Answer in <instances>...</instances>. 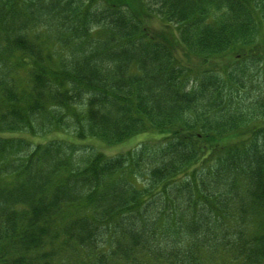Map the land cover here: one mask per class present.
<instances>
[{"label":"trees","instance_id":"16d2710c","mask_svg":"<svg viewBox=\"0 0 264 264\" xmlns=\"http://www.w3.org/2000/svg\"><path fill=\"white\" fill-rule=\"evenodd\" d=\"M263 61L264 0H0V264H264Z\"/></svg>","mask_w":264,"mask_h":264},{"label":"rangeland","instance_id":"374dc122","mask_svg":"<svg viewBox=\"0 0 264 264\" xmlns=\"http://www.w3.org/2000/svg\"><path fill=\"white\" fill-rule=\"evenodd\" d=\"M145 25L149 29H152L153 31H159V32L163 31L164 33H165V31H167V28L165 26H163L161 24V22L159 21V19H157L156 17L151 16V18H148L145 21ZM174 55L184 65L191 66L192 68H197L198 70L205 68V65L202 62H200V60L198 61V59H195V58L184 57L183 54L180 53V48H176V50L174 51ZM231 61H232L231 58L224 57V58H220V59H216V60H211L209 65L210 66L212 65L215 70L217 68V70L219 71L221 67L226 66L227 64L231 63ZM251 66H252V70H250V72H248L249 76L252 78V80H258L259 81L264 76V61H263V64L261 66H258L256 64H253ZM257 86L264 88V81H259L258 83L256 82V83H252L251 85H249L247 88V92H246V95H248L247 97H249V95L251 97L256 95L257 92H254V90ZM4 136L23 137L25 140H27V141L29 140L30 142H34V143L44 142L45 140H47V138H50V137L51 138L69 137L68 135H65V134L60 133V132H55V133H52V134H49V135H46L43 137L42 136L32 137L26 133L25 134L9 133V134H4ZM156 138H157V135L155 133L148 132V133L137 134V135H135V136L123 141V142L111 144V145L105 144L99 140L91 139V138H87L85 140H76V139H73L72 137H70L69 140L73 141L79 145H85V146L89 147L90 149H93L97 152H100L107 157H113V156H116L118 154H122V153L129 151V150L137 148V146L143 141L146 142L149 140H154Z\"/></svg>","mask_w":264,"mask_h":264}]
</instances>
